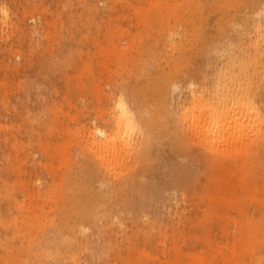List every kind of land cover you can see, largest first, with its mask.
Segmentation results:
<instances>
[{
    "label": "rangeland",
    "instance_id": "1",
    "mask_svg": "<svg viewBox=\"0 0 264 264\" xmlns=\"http://www.w3.org/2000/svg\"><path fill=\"white\" fill-rule=\"evenodd\" d=\"M6 1L1 5L8 7V16L0 9V44H15L17 37L24 41L14 47L20 53L17 64L38 52L41 39L54 45L56 55L46 60L52 70L40 74L54 84L41 87L49 93L47 115L60 116L62 135L57 137L53 123L42 127L41 118L10 111L20 89L17 97L3 99L6 104L0 94V167L8 166L11 177L0 175V191L11 183L26 205L27 191L37 196L34 203L46 191L51 197L43 208L24 206V211L8 210L15 206L10 197L4 212L15 237L0 247V264H264V166L250 175L248 156L264 144L263 116L254 122L252 111L242 112L237 123L221 128L223 153L230 159L232 150L251 180L239 191L241 201L208 185L207 153L189 140H201L194 135L192 118L200 112L192 108V89L211 92L229 46L258 41L264 58V0ZM72 30L79 34L76 41ZM4 49L0 90L6 81ZM259 77L264 82V74ZM121 99L138 122L121 137L131 145L111 160L110 152L94 150L92 142L105 139L98 129H113ZM29 104L38 105L35 96ZM258 107L264 115V103ZM235 124L239 129L231 136ZM31 133L38 149L3 142H25ZM97 156H105L107 165ZM125 179L130 186L114 193ZM60 191L64 203L58 215Z\"/></svg>",
    "mask_w": 264,
    "mask_h": 264
},
{
    "label": "bare ground",
    "instance_id": "2",
    "mask_svg": "<svg viewBox=\"0 0 264 264\" xmlns=\"http://www.w3.org/2000/svg\"><path fill=\"white\" fill-rule=\"evenodd\" d=\"M38 1L40 2V0ZM38 1H34V3L36 4ZM232 1L233 0H230V4ZM6 2H7L6 0H4L3 2L2 0H0V9L2 10V12L5 13L4 15L5 17L8 16V7L5 5H1V4L6 3ZM47 3L49 4V0L47 1ZM47 3L45 2L46 6L48 5ZM35 4L33 5L35 6ZM40 4L42 5L41 2ZM65 4L67 5V3H63L64 6ZM71 4L73 5V3ZM46 6L44 5V7ZM26 8H28V6ZM39 8L42 10V12L44 11L42 6L39 5ZM33 9L37 10L38 7L37 8L33 7ZM33 9L28 10L30 14ZM40 9H39V12H37L38 14H40V11H41ZM47 26L46 28H48ZM43 28H45V26ZM45 29H43L44 32H45ZM72 33H73V41H76V39L79 38V34L76 32L74 33L73 30H72ZM17 39L18 37L16 39L15 38L13 39V40H16L15 44H13V42L10 43V45L9 44L4 45L2 43L0 44L1 53L5 50L4 48L7 47L6 49L7 53L6 51L4 52V54L6 53V56L3 55L6 57V61H7L5 62L6 64L4 63L5 66H3L6 69L4 71L6 72L5 73L6 81L5 80L2 81L1 90H0V94H4L5 96H3L1 100L3 101V99H5L6 97L10 95H11V99L17 97V91H19L20 89L21 97L19 99L16 98L14 100L15 101L14 104H11V107H9L10 111H13L14 109L16 112H21L22 115L26 114L28 116V119H32L33 116L41 118L42 121H39V122H41L42 127H46L53 123V126L56 129L59 128L57 132V137H60L62 135V130L60 129V126H59L60 116L58 113H55L54 118L52 119L50 118V115H47V100H48L47 95H49V93L47 92L46 87L44 88L41 87V85L45 86L46 83L48 85L49 84L53 85L54 79L51 78L52 80H49L47 77H45L48 79V81L47 79L45 81V78H42V76L40 75V74L45 75V73L48 72L47 69L50 68L49 64L51 65V63L46 60L51 59L53 56L56 55V51H54V48H52L54 47V45L51 47L50 41L48 39H45V41L41 39L42 45L40 46V43L38 44L37 48L41 47L38 49V52L36 51L37 52L36 53L34 51V53H31L32 55L28 57V60L26 63L23 62L22 64L20 63L17 64L15 58L20 56V53L17 52L18 50L15 49L17 46L16 45L17 42H19L17 41ZM46 40L49 43H47ZM21 41L24 42L23 40ZM21 41L19 42V45L22 44ZM53 44H55V42ZM1 46H5V47L3 48ZM8 59L12 60V63L11 62L8 63ZM53 65H54L53 67H55L56 63ZM63 68L65 67H62V69ZM50 69L52 70V68ZM62 72L63 70H60L61 74ZM51 73L52 71H50V74ZM106 74H105V77L107 76ZM263 74H264V58L260 55L259 42L249 41V42H245L242 45L229 46L227 61L224 63V65L222 64L220 69L216 72L215 78L213 81V87L211 88V92L203 91L201 89L194 88V87L192 89V94H193L192 108L193 109L197 108L200 112L195 117L192 118L193 125H195L194 135L200 138L203 142H199L201 140L195 141V139H197L195 136H193V138L189 140L191 141L192 145L194 144V145H198V147L201 146L204 148V152H206L207 153L206 156H208L207 162H209V164L208 163L205 164V167L207 165V168H209V171H210V168L212 170L211 173H209L208 171L205 170L206 168L204 167V164H203V167L205 168L203 169L207 172V174L208 173L210 174V175L209 174L206 175L205 173L203 175L206 176V177L204 176L205 178L209 177L208 185L210 182L214 184V185L212 184V188L213 186H215L214 191L216 190L218 193L226 192V195L236 196L238 197L240 201L242 199L239 196V191L246 189L247 186L250 187L251 180H248L247 175L240 168L241 165L245 163L241 164L240 160L237 159L236 156L233 155L232 150H229V153H228L229 155L232 156V158L230 159L228 156H226L223 153L225 152L226 147L220 143V141H222L221 138L224 136V133H222L221 128H223L225 126V123L227 122L235 121V123H237L238 118L240 117L239 114L242 112L250 113L252 111L253 112L252 117L254 118V120L252 121L254 122L260 121L262 116L264 119V115L260 112V109L258 107L259 102L264 103V82L259 77V76H262ZM12 75H13L12 78L15 79L14 83L9 82V79ZM56 75L58 74L56 73ZM40 76H41V79H40ZM22 78L23 79L26 78L25 79L26 82L24 84L18 83L19 84L18 87L14 88L15 85L13 87V84L17 83ZM61 80L62 79H59V81ZM61 83L63 86L64 80H62ZM59 85L58 83L55 82V87L58 86L59 88ZM38 95L40 97L39 100L37 98ZM33 96H35L38 105L29 104L30 99H33ZM59 99L60 97L56 96L55 101L57 100L60 102ZM3 104H6V103H4L3 101ZM118 107L121 109V112L116 118L113 129L110 132L102 130V129H98L97 131L98 134L102 135L105 139L104 140L95 139L92 142L93 143L92 147L94 150L97 149L98 151L103 150V151L110 152L112 156L111 160H113V158L116 155H118L119 152H123V150H125L127 147L131 145L130 144L131 141H129L128 139H123L121 137H122V134H124V130L130 129L133 126H137V122H138L137 116L132 110H130V108L128 107L124 99H121L118 101ZM140 116L141 118L145 117L143 115V112L140 113ZM235 125L237 126V124ZM202 127L206 128L205 130L207 131L206 132L207 137L204 136L205 138L201 136L203 134V132L201 133V131H203ZM234 129H237V130H234ZM238 129H239L238 126L236 128H233V130L231 131V136L233 135V133L235 134L236 132H238ZM14 135L18 138V133L17 134L15 133ZM32 135L33 134L31 133V135L25 136V139L28 140L25 142H15L8 138H5V139L3 138L4 139L3 142L7 143L5 144L6 147L8 145H13L15 148V145H18L20 143L23 148L38 149L37 145L35 144L34 137ZM224 138H226V136H224ZM58 140H60V138ZM231 141H234V140L232 139ZM1 148H3L2 141L0 142V149ZM43 151H44L43 153H46L45 150ZM1 152L2 150H0V157L2 155ZM248 156L251 157L250 163H249V167L251 169L250 175H253V170L255 167L261 168L264 166V144L259 148V150H256V149L250 150V152L248 153ZM97 157H98V163L102 162L103 164L107 165L108 161L105 156H102V157L97 156ZM207 159H204L203 162L206 161ZM238 169L242 173L241 176L238 175L237 173ZM3 173L7 174L9 177L10 170L8 166L0 167V175H2ZM9 178L11 180V177ZM233 178L236 181H234ZM126 180L127 179L121 182V184L117 187V190L116 188H114L113 192L117 194V191L121 189L124 185L130 186V184L127 185L129 182H127ZM6 183H8V181H6ZM21 184H23L24 186L23 190L27 191V189H25L27 188V185H25L24 182H21ZM203 185H204L203 187L208 188L211 185V183L209 186L207 185L205 186V182L203 181ZM20 187L23 188L22 186ZM207 188H205L207 191L210 190ZM0 189H1V186H0ZM0 192H1L0 210L3 213L2 215L0 214V232H1L0 233V247L5 248L9 246L11 239L15 237L14 232L10 233V230H9L11 220L7 217V213L4 212V208L6 207L7 204H9L10 197H13L14 199L13 202L15 203V206H11L8 210H11L12 208H16L18 210L20 209V211H24L22 207L28 206V208H30L31 205L35 207L43 208L44 205H48V202H45V199L47 200V198L50 199L51 197L49 196L50 191H46L44 195L38 194L37 202L34 203L31 200L32 199L35 200L37 196L34 195L32 192L27 191L26 192L27 200L25 201V203H27L26 205L22 203L21 201L20 202L18 201L17 190L15 186H12L11 183L9 185L6 184V187L3 189V191H0ZM209 192L211 191H208V193ZM242 194L243 193H241V195ZM40 200L44 201L43 205L41 204ZM52 201L50 203L51 206H53V203H54ZM249 201L252 204L253 198L251 197ZM63 203L64 202L62 201V193L60 191V196L56 197L55 199V205L58 207V211H59L58 215L61 214L60 208H62ZM28 213L30 212L25 211V214H28ZM27 221H23L24 223H26L25 225L26 230L31 227L30 223H27ZM11 229L13 230V228ZM23 244L26 247V250L23 249L24 251H26L25 255L27 257V260L25 262L28 263L31 258V254L29 251L30 240H27L25 243L23 242ZM2 264H10V263L2 262Z\"/></svg>",
    "mask_w": 264,
    "mask_h": 264
}]
</instances>
